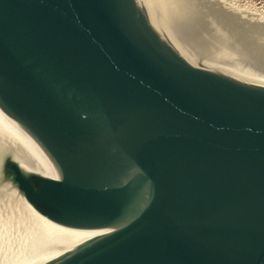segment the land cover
Segmentation results:
<instances>
[{
	"label": "water",
	"instance_id": "1",
	"mask_svg": "<svg viewBox=\"0 0 264 264\" xmlns=\"http://www.w3.org/2000/svg\"><path fill=\"white\" fill-rule=\"evenodd\" d=\"M0 192L100 234L48 264H264V85L165 0H0Z\"/></svg>",
	"mask_w": 264,
	"mask_h": 264
},
{
	"label": "bare ground",
	"instance_id": "2",
	"mask_svg": "<svg viewBox=\"0 0 264 264\" xmlns=\"http://www.w3.org/2000/svg\"><path fill=\"white\" fill-rule=\"evenodd\" d=\"M165 1L174 12L177 24L181 29L186 28L185 31L182 30L204 70L250 84L264 85V49L255 51L248 44L243 45L234 40L257 36V43L264 44V16L257 12L244 16L236 11L238 8L235 10L227 4L224 6L219 0ZM198 7L208 11L197 14ZM200 19L202 22H198ZM205 19L208 22L204 21ZM208 27L212 29L209 30ZM222 27H228L232 34L224 32L227 29L223 31ZM234 29L237 31L234 32ZM212 31L217 40L214 43H218V47L212 49L214 53L210 51L211 55H217L214 58L204 55V52L209 51L202 49L203 37H200L201 34L209 36ZM235 53L238 54L236 59L233 58ZM98 235L100 234L83 232L56 223L30 204L0 192V264H48Z\"/></svg>",
	"mask_w": 264,
	"mask_h": 264
},
{
	"label": "rangeland",
	"instance_id": "3",
	"mask_svg": "<svg viewBox=\"0 0 264 264\" xmlns=\"http://www.w3.org/2000/svg\"><path fill=\"white\" fill-rule=\"evenodd\" d=\"M218 1V0H217ZM205 2V1H204ZM212 2V1H211ZM219 2L220 3H222L223 5L224 4H227L228 6H232L239 14H242V15H244V16H246L247 14H253L254 12L256 13H258V14H261L262 16H264V0H219ZM212 3H214V2H212ZM214 4H216V3H214ZM222 4H220V6L222 7L223 5ZM208 6V5H207ZM225 6V5H224ZM223 6V7H224ZM209 8V7H208ZM239 9H240V11H239ZM196 10H198V13L197 14H200L201 12H203V13H205V11H208V9L206 10V9H200V7H198V8H196ZM204 10V11H203ZM251 12H250V11ZM256 10V11H255ZM211 11V10H210ZM249 11V12H248ZM247 12V13H246ZM204 21H206V22H208V20L207 19H205ZM198 22H202V20L200 19ZM193 27H194V25H193ZM187 28H189V26H187ZM204 28V27H203ZM224 28V29H223ZM184 31L186 30V28H182ZM202 29V28H201ZM207 29H212V28H207ZM222 29H223V31L225 30V29H227V31L225 30L224 32H228V34L229 35H231L232 33L230 32V30H229V28L227 27H222ZM194 30H196V29H194ZM203 30V29H202ZM204 30H206L205 28H204ZM237 30L236 29H234V32H236ZM192 32V31H191ZM193 33V32H192ZM248 33V32H247ZM246 33V34H247ZM211 35V36H210ZM256 35V34H255ZM200 37L202 38L203 37V39H201L202 40V43H201V45H202V49L203 50H205V51H211L212 53H214L213 51H212V49L214 50V49H216L217 47H218V43H214V41L216 42L217 40L215 39V37H214V33H213V31L212 32H210V34H209V36H204V34L202 35H200ZM206 37V38H205ZM196 38V37H195ZM199 39V38H198ZM198 39H197V42H198ZM215 39V40H214ZM248 39V40H247ZM206 41V42H204V41ZM209 40H210V42H209ZM234 40H236V41H239V43H241V44H243V45H245V44H248L252 49H254L255 51L257 50V51H259L260 49H264V44H261V43H257V41H258V37L257 36H255L254 38L253 37H251V38H246V39H242L241 38V40H237V39H235L234 38ZM208 41V42H207ZM207 44V45H205V44ZM211 44V45H210ZM260 44L262 45L261 46V48H259L260 47ZM204 45V46H203ZM214 45H216V47L214 46ZM211 46V47H210ZM212 46H213V48H212ZM220 46V45H219ZM263 47V48H262ZM209 52H207V53H205L204 52V55H207V56H211L212 58H214V57H217V55L216 54H213V55H211L212 53L210 52V55H209ZM238 53V52H237ZM237 53H235L234 54V59H236L238 56V54ZM203 55V56H204ZM214 55H216V56H214ZM247 63V62H246ZM208 65V64H207ZM208 66H210V65H208Z\"/></svg>",
	"mask_w": 264,
	"mask_h": 264
}]
</instances>
